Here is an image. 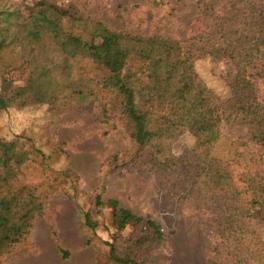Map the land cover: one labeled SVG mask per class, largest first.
<instances>
[{
    "label": "rangeland",
    "instance_id": "obj_1",
    "mask_svg": "<svg viewBox=\"0 0 264 264\" xmlns=\"http://www.w3.org/2000/svg\"><path fill=\"white\" fill-rule=\"evenodd\" d=\"M37 1L79 16L74 21L69 15L60 24L85 39L95 31V21L138 35L160 31L178 37L195 51V71L221 99L230 94L235 66L214 49L223 35L233 39L264 12V0H0V5L21 9L23 17L12 19L26 27L24 7ZM43 39L32 48L13 42L0 50V95L5 99L25 85L35 64L49 66L60 85L49 104L21 107L12 101L0 109V140L14 141L11 151L23 158L20 164L0 165V225L11 217L13 195L30 193L31 205L37 206L27 221L28 233L9 250L1 248L0 264H121L109 257L107 244L115 255L137 264H264V222L245 215L247 207L264 213V206L250 202L247 177L255 172L264 177V148L243 140L236 124L223 123V137L212 152L225 158L233 182L212 186L202 182L196 168L183 166L195 141L184 131L169 151L183 156V167L160 170L116 110L103 115L102 105L109 109L113 99L96 84L103 71L89 57H67L47 36ZM253 74H258L253 83L264 106V62ZM79 88L86 93L82 100L72 92ZM110 198L157 223L162 238L143 223L118 230L106 204Z\"/></svg>",
    "mask_w": 264,
    "mask_h": 264
},
{
    "label": "trees",
    "instance_id": "obj_2",
    "mask_svg": "<svg viewBox=\"0 0 264 264\" xmlns=\"http://www.w3.org/2000/svg\"><path fill=\"white\" fill-rule=\"evenodd\" d=\"M24 10L26 27L12 19L23 15L21 9L12 7L11 3L0 5V50L13 42L22 48L26 45L32 48L47 36L48 42L65 56L79 54L92 59L103 71L96 84L113 94V99L108 102L110 108L107 109L106 104L101 107L103 115L107 117V111L116 110L128 126L131 138L141 147L149 148L150 157L156 160L160 170L173 171L182 166L179 163L184 161L183 156L175 157L169 151L171 141L184 131L189 132L195 141L183 166L196 168L202 182L205 179L212 186L224 188L233 182L225 158L212 152L223 137V123L236 124L237 129L244 132L243 140L264 148V106L258 101L253 83L254 75H258L253 74L254 70L257 71L264 62V12H259L254 23L242 26L233 39L223 35L224 41L214 49L235 66L229 76L230 94L221 99L195 71V51L178 37L160 31L138 35L113 30L95 21V31L85 39L80 33L61 26L60 21L65 17L72 16L74 21L79 18L67 10L58 9L46 1L27 5ZM25 82V85L15 87L6 99L0 95V109L12 101H19L22 107L29 102L49 104L56 99L60 85L52 77L49 66L33 65ZM6 83L11 84L9 80ZM72 92L76 99L86 97L80 88ZM25 93L28 96L24 97ZM236 140L234 142L237 143ZM13 146L14 141L6 143L0 140L1 166L23 162L22 155L11 151ZM247 177L248 188L251 189L250 202L264 206V177L259 172ZM25 188L22 187L20 193ZM27 196L32 199L30 193ZM27 196L13 195L8 201L13 211L10 219L0 225V253L2 247L9 250L28 233L30 224L27 221L37 206L31 205L32 200L25 201ZM96 202L101 203L99 196H96ZM106 204L111 208L118 230L130 223H143L154 230L157 239L162 238L160 226L154 221L144 220L129 209L119 207L116 199L110 198ZM250 210V207L246 208V216L264 222V213L258 214L256 207L255 211ZM85 223L92 225L87 213ZM140 239L142 241L143 237ZM107 245L109 257L114 262L137 264L133 259L115 255L113 246ZM60 251L67 255L64 250ZM211 264L220 263L213 260Z\"/></svg>",
    "mask_w": 264,
    "mask_h": 264
}]
</instances>
